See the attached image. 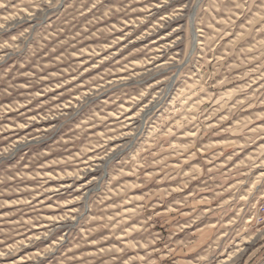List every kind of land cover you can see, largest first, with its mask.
Segmentation results:
<instances>
[{"label": "rangeland", "instance_id": "1", "mask_svg": "<svg viewBox=\"0 0 264 264\" xmlns=\"http://www.w3.org/2000/svg\"><path fill=\"white\" fill-rule=\"evenodd\" d=\"M264 0H0V264H264Z\"/></svg>", "mask_w": 264, "mask_h": 264}, {"label": "built area", "instance_id": "2", "mask_svg": "<svg viewBox=\"0 0 264 264\" xmlns=\"http://www.w3.org/2000/svg\"><path fill=\"white\" fill-rule=\"evenodd\" d=\"M255 220L257 222L264 221V205L257 208Z\"/></svg>", "mask_w": 264, "mask_h": 264}]
</instances>
